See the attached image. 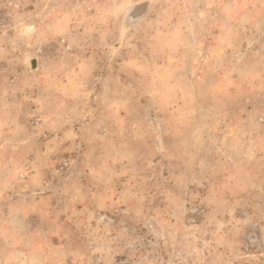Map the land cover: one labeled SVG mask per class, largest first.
I'll list each match as a JSON object with an SVG mask.
<instances>
[{"label": "rangeland", "instance_id": "374dc122", "mask_svg": "<svg viewBox=\"0 0 264 264\" xmlns=\"http://www.w3.org/2000/svg\"><path fill=\"white\" fill-rule=\"evenodd\" d=\"M0 264H264V0H0Z\"/></svg>", "mask_w": 264, "mask_h": 264}, {"label": "water", "instance_id": "95a60500", "mask_svg": "<svg viewBox=\"0 0 264 264\" xmlns=\"http://www.w3.org/2000/svg\"><path fill=\"white\" fill-rule=\"evenodd\" d=\"M147 9H148V3H143L135 7L130 13V18L132 19V21L141 19L143 16L146 15Z\"/></svg>", "mask_w": 264, "mask_h": 264}]
</instances>
